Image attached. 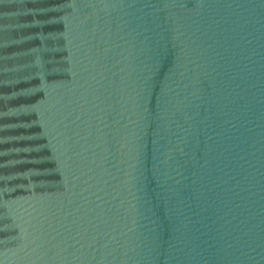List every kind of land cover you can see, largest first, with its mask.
Listing matches in <instances>:
<instances>
[{"label": "water", "instance_id": "water-1", "mask_svg": "<svg viewBox=\"0 0 264 264\" xmlns=\"http://www.w3.org/2000/svg\"><path fill=\"white\" fill-rule=\"evenodd\" d=\"M0 264H264V0H0Z\"/></svg>", "mask_w": 264, "mask_h": 264}]
</instances>
